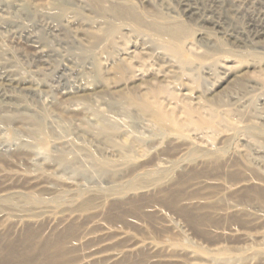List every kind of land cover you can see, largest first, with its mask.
Listing matches in <instances>:
<instances>
[{
    "label": "rangeland",
    "instance_id": "obj_1",
    "mask_svg": "<svg viewBox=\"0 0 264 264\" xmlns=\"http://www.w3.org/2000/svg\"><path fill=\"white\" fill-rule=\"evenodd\" d=\"M133 1L122 4L115 0H81V3L79 0H0V195L16 190L26 193L22 198L0 201V264L27 263L20 261L21 251L34 237L25 231L49 226V216H57L53 226L59 229L76 232L91 226L95 231L92 238L99 237L101 230L123 227L140 239L159 237L167 246L155 257L148 251H139L117 264L186 260L188 255L184 249H191L190 246L226 251L221 259L206 264H238L233 257L239 253L248 257L239 264H264L261 253L264 252V219L240 214H229L231 217L226 218L223 212L196 210L176 218L161 211L159 204L174 207V200L192 195L204 198L223 194L225 183L253 175L244 166L216 164L210 159L186 164L183 168L171 163V171L157 174V163L176 160L179 156L178 145L172 139L173 125L168 122L158 127L150 120L149 112H143L142 104L149 105L148 100L126 94L139 90L136 95L140 96L151 83L131 81L126 86L123 83L127 73L123 77L116 68L119 54H124L130 43L140 46L137 50L140 59L134 60L136 65L142 60L162 59L167 54L165 67L171 65L167 78L168 83H173L171 87L187 92L199 75L198 86L192 83L195 92L213 98L215 108L231 103L243 106L244 115L257 116L256 109L264 101V55L249 52L264 54V0H145L156 17L147 16L138 8L139 1ZM170 14L181 17L170 25L167 21ZM160 23L165 26L184 23L183 42L201 46L197 53L182 54L180 59L172 57L164 49L169 41L147 29L148 25L159 27ZM27 86L40 87L45 93H29ZM77 105L81 110H68ZM224 109L219 107L220 112ZM100 117L119 126L113 142L93 135L91 125L100 121ZM222 119L223 116L217 117L218 121ZM144 122L152 124L155 130L153 142L150 139V144L146 141L142 147L136 145L141 153L145 150V169L149 175L143 179H169L168 186L128 198L112 190L107 194L115 195L110 196L106 205H101L98 199L101 195L91 194L90 190L107 185L108 179H132L118 165V151H122L118 145L133 138L135 133L129 131V124L134 123L139 130ZM223 137L214 142L228 148ZM46 154L39 162L44 161L41 167L27 162V157ZM193 156L197 155L188 157L192 160ZM257 171L258 177L252 180L264 183V169ZM50 185L55 187L53 192L47 188ZM257 187L235 188L234 195L250 213L264 211V201L258 198L262 191ZM198 200L201 199L197 197L195 202ZM183 205H186L184 201L180 203ZM39 207H47L46 213L32 217ZM176 209L180 211L177 204ZM172 219L175 221L170 222ZM21 228L25 230L20 232ZM237 228H242L249 237L244 238L240 230L235 232ZM64 233L51 236L50 241H64V236L71 240ZM45 253L42 255L45 262L41 264H51Z\"/></svg>",
    "mask_w": 264,
    "mask_h": 264
},
{
    "label": "bare ground",
    "instance_id": "obj_2",
    "mask_svg": "<svg viewBox=\"0 0 264 264\" xmlns=\"http://www.w3.org/2000/svg\"><path fill=\"white\" fill-rule=\"evenodd\" d=\"M79 1L81 3V0H79ZM82 1H84V0H82ZM106 1L107 0H105V2ZM115 1L122 3L126 0H115ZM130 1L132 2L133 0H130ZM138 1L140 3V7H138V8L143 10L147 16L156 17V15L153 14L152 10L150 11V5L148 6L146 4L145 0H138ZM149 3H152V2H149ZM251 3H253V2H251ZM132 6H133V4H132ZM167 14H168V12H167ZM167 14H166V16H167ZM139 16H138V18H139ZM159 16L160 15H158L157 17L160 18ZM180 17L181 16H179V14H175V16L170 14L167 17V21L168 22L170 21V25H171V23H173V22L174 23L176 21L178 22ZM142 19H143V17H142ZM142 21L145 22L144 20H142ZM148 22H150V21L148 20ZM138 24L140 25L141 23H138ZM159 25H160L159 27L155 26V25H148L147 29L149 31L154 32L153 34L157 35L158 37L160 36V37L169 41V42L167 41L169 44L165 45L164 49H166L168 52H170L172 57H174L175 59L176 58L180 59V57H182V54H185L188 52L191 54H196L197 53L196 51L201 47V46H198L196 43L183 42V37H182L183 35H181V32L183 31V25H185L184 23H182L181 26L180 25L165 26V25H162L161 23ZM173 25H175V24H173ZM51 28H53V27H51ZM117 45L119 46L118 41H117ZM140 45H142V44H140ZM114 46H116V45H114ZM124 47H125V45H124ZM120 48H122V47H120ZM138 48H140V46H138L137 44H131L130 43L129 47L124 49L125 53L119 54V58H118L119 60L118 61L120 63L119 62L116 63V60H115V63L117 66L116 68H118L120 70L119 73L121 75L122 74L124 75V76L122 75L123 77H125V75L127 73L128 78L124 80L125 81L123 83L124 85L128 86L129 82H131V81H133L135 84H136V82H140V84L144 83V82H150L151 87L147 86L148 87V88L146 87L147 90H145L143 93L141 91L142 94H140V96L136 95V94H138L139 90L138 91L133 90L130 93H126L125 91L124 92L126 94H130V96L133 95L136 99L137 98L139 99L140 97L141 98L144 97L145 100H148L149 105H143L142 104L143 112H149L150 116H149V114H148V116H149V118L151 117L150 120H152L158 127H163V125L164 126L167 125L166 123H168V122L171 123L173 125V126H171V127H173L172 131L175 133L174 138H172V139L178 145L179 156H177L176 160H169L163 164L157 163V170H156L157 174L159 172L171 171L170 170L172 168L171 163H175L177 168H181V167L183 168V166H185V167L187 166L186 164L190 165V163H198L199 160H200V162H204L205 160L210 159V160H213L216 164H226L227 166H228V164L229 165L234 164L235 166H244L253 175V176L247 177L248 179L243 178L244 180L229 181L225 184L222 183V184H224L222 186L223 194H215L211 197L210 196L209 197L204 196V198L197 196V195H192V196H189V197L181 199V200H178V199L174 200L175 202L173 201L174 203L172 204V205H175L174 207H168V205L165 206V204H159L158 203L160 205V206L159 205L158 206L161 207V211H163L164 213L165 212L170 213L173 217H176V216L177 217H180V216L183 217L182 215H185L187 212L191 213L194 210L199 211V212H205V213L218 211L219 214L221 212H223L225 214L226 218L231 217V216H229V214H236V215L240 214V216H242V217L243 216H253V218H255L257 220H263L264 219V211L262 213H257V212L256 213L255 212L250 213V211L248 209L244 208L243 202L239 201L236 198V196L234 195V192H235V188L242 189L248 185L259 186L257 188L261 189L262 192L258 195V198H260L261 200L264 201V183H257V182H254L252 180L255 178V176L258 177L259 173L257 170L260 171L261 169H264V107H263L264 101H263V104L261 105V107L259 106L256 109V112L258 114L257 116H254V115L247 116V114L244 115L245 114L244 110H243L244 108L242 109L243 106H238L236 104H231V103L218 105V108H215L214 106H216V104L214 103L213 98H209V97L207 98L204 95L206 93H201L198 95L195 92L196 87H194L193 84L195 83L197 85V83H199V81H198L199 75L196 78H194V83L191 82V85L187 89V92L185 91V89L173 88L170 85V83L172 81H170V83L167 82V78H169L168 72H170L168 68H171V65L170 66L168 65L167 67H165L166 66L165 65L166 64L165 59H166L167 54H166V56L164 55L165 56L164 58L158 59L159 58L158 57L157 60H154L152 62L150 60L149 61L144 60V62H143V60H142V62L140 60L139 61L137 60L138 62H141V64L136 65V63L134 62L135 58L140 59V56L137 52ZM142 48H143V46H142ZM117 49H119V48H117ZM204 50H206V49H204ZM142 51H143V49H142ZM146 52H149V51H146ZM228 52H230V51H228ZM141 53H143V52H141ZM249 53H251L255 56L264 55L262 52H258L255 50H253L252 52H249ZM145 55H147V53H145ZM194 56H196V55H194ZM151 57H153V56L151 55ZM151 60H152V58H151ZM106 61H104V62H106ZM98 63L101 65L100 61ZM112 63H114V62H112ZM171 64H173V63H171ZM14 80H15V78H14ZM116 80H117V78H116ZM122 80H123V78H122ZM170 80H172V79H170ZM34 83H36V82H34ZM5 84L7 85L6 82H5ZM171 84H173V83H171ZM255 85L259 86L260 84L255 83ZM37 86L36 87L27 86V87H25V89L28 90V92L32 93V94H39L40 95L41 93L42 94L45 93L43 91V89H41L40 87L38 88ZM40 86H42V85H40ZM132 86H133V84H132ZM3 87L5 88V86H3ZM129 90H131V87ZM47 92H48V90H47ZM119 95H120V93H119ZM121 95H123V94H121ZM34 97H36V95ZM8 98H9V96H8ZM46 98H48V97H46ZM144 98H142V99H144ZM12 99H13V97H12ZM145 102H147V101H145ZM42 103H43V101H42ZM139 107H141V106H139ZM219 107H225L223 112H220ZM68 110L71 112H77V111L81 110V108L79 107V105H77L76 107L69 108ZM219 115L223 116V119L221 121L217 120V117ZM222 122H225V124H223ZM128 127H129V131L135 133L133 138L128 137L129 139H126V140H128V142L125 141L126 143L123 142L120 145H118L122 151H118L119 153L118 152H114V153H118L120 156V158L117 159V162H118V165L122 166L123 169L125 170L126 173L124 175L131 177L132 179H108V182L106 183L107 185H100V186L90 190L91 194L96 193L98 195L99 194L101 195L98 197V199L100 200L101 205H103V206L106 205L110 196H113L115 194H120L121 196L128 198L129 196H135V195H139V194H143V193H148V192H151V191L156 190L158 188L161 189L162 187L168 186V183L170 182L169 179H167V180L166 179H143L147 175H149L148 171L145 169V165L147 164V163H145L146 162L145 157H144L145 155L143 154L145 150L143 149L144 151L141 153V151H139L137 149L136 145L141 146L143 144V142H146V141L149 142L150 139H151V142H153L152 141L153 135H154L153 131L155 130V127L148 122H144L143 124H141L139 126L140 127L139 130L134 123L129 124ZM91 128H92L91 130L93 132V135L95 134L98 136H104L108 139L109 142H113L114 136L117 134L119 126L116 123L105 121L103 118L100 117V121L96 122V124H94V125H91ZM125 134H126V132H125ZM222 136H224L223 137L224 141H227V143L229 145L228 148L219 147L214 142L216 138L222 137ZM116 139H117V137H116ZM116 142L120 143L118 141H116ZM0 144H1V142H0ZM46 144H47V142H46ZM149 144H150V142H149ZM151 144H153V143H151ZM8 146L11 147V145H8ZM14 146L16 148L19 147L18 144H15ZM11 149H12V147H11ZM16 151H13V152L15 153ZM107 151H109V150H107ZM6 152L8 153V151H6ZM150 152H148L147 154H149ZM193 153H195L197 155L196 156L197 158L193 156L195 159L193 158L194 160L193 159L191 160L190 159L191 157L189 158L188 156L193 155ZM38 156H40V155H38ZM38 156H36V158H34V156L33 157H31V156L27 157V162H29L28 164L31 163V164H34L35 166L37 165V166L41 167L44 164L43 163L44 161L40 164L39 163L40 160H44L48 155L47 154L44 156L41 155V157H38ZM118 171H114V172L118 173ZM153 171H151V172H153ZM172 171H175V170L173 169ZM262 172H264V171H262ZM47 188L51 189V191H52L55 187L50 185ZM112 190H114L116 193L112 194V195H108L107 193H109ZM87 192H89V191H87ZM25 196H26V193H24L23 191H20V190H16V191H12L9 195H7V194L6 195H0V201L1 200L7 201V200L15 199L17 197L22 198ZM197 197L200 198L201 200H198L195 202V199ZM67 201L70 203L69 200H67ZM182 201H184V203L186 205L180 206V203ZM71 202H73V201H71ZM85 203L86 202H84V204ZM90 204H92V203L90 202ZM176 204H177V206L180 207L179 210L181 212L176 209ZM85 206H86V204H85ZM92 206H94V204H92ZM46 208L47 207H44V209H42V207H39L38 211H36L34 214H32V217L36 218V217H38V215H42V214L44 215L46 213V211H44V210H46ZM91 211H92V209H91ZM80 216H82V214ZM203 216L208 218L207 215H203ZM74 217H75V215H74ZM71 218H73V217H70V219ZM56 220H57V216H49V219H48V222L50 224V225L48 224L49 226L45 227L44 229L38 228V230L29 229V231L28 230L25 231V232H28L27 234L30 237H34V239H32L29 242V245H24V248H23L24 252L21 251L23 253V255H21V257H20V261H22V263L27 261V263H24V264H28V263L29 264H31V263L32 264H41L42 261L45 262V259H42V258H44V257H42V255H43V252L44 253L46 252L44 254V256H45V258H48L47 261L51 264H57L58 262H60L61 264H97V263L117 264L118 262H120L124 258H126L127 256H130V255L132 256L136 253H139V251H148L149 253L153 254V257H155V255L159 251H161V250L164 251L165 249H167V246L164 243H162L160 240H158L159 237L156 238V237L150 236V238H148V239H140L138 236L133 234L129 228L118 227V228H114V229H111V228L104 229V230L100 231L101 233H99V235H100L99 237L92 238L93 236H95L94 235L95 231L93 228H91V226L87 225L82 231L78 230L75 232V231H71L70 229H68V230H66L65 228L59 229V227L53 226V223ZM63 220H69V218L63 219ZM173 221H175V220H173V219L170 220V222H173ZM19 225H21V224H19ZM24 230H25L24 228H21L20 232H23ZM58 230H61V231L57 233ZM239 230L241 231L240 233L242 234V236H244V238L249 237V235L245 231H243L242 228L235 229V232H238ZM64 232H66L67 234L70 235V237H72L71 240H69L66 236H64L65 237L64 241L58 240L55 242L53 239H52V241H50L51 236L58 235L59 233L63 235ZM240 233H238V234H240ZM253 234H252V236H253ZM96 238H98V239H96ZM190 247H192V248L191 249H184V250H186L187 255H188V258L186 260H184V259L171 260L170 259V260L162 261V260L156 259V261H154V263H152V264H206V263H209L210 261L215 262V260L221 259L222 256L226 254V251L218 249V248L211 249L208 251L204 248H199V247H194V246H190ZM261 253L264 254V252H261ZM46 254H47V256H46ZM245 254L247 255V253H245ZM254 254H255V252H254ZM231 256H233V255H231ZM244 256H245L244 253H239V254L235 255V257H233V258L239 264V262H243V263L246 262V259L248 257H244ZM252 256H250V257H252ZM224 259H227V258H224Z\"/></svg>",
    "mask_w": 264,
    "mask_h": 264
}]
</instances>
